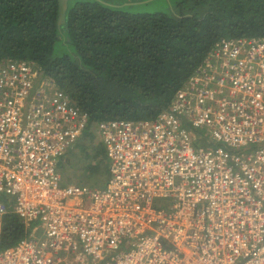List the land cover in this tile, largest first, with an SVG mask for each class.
Wrapping results in <instances>:
<instances>
[{
    "label": "built area",
    "instance_id": "obj_1",
    "mask_svg": "<svg viewBox=\"0 0 264 264\" xmlns=\"http://www.w3.org/2000/svg\"><path fill=\"white\" fill-rule=\"evenodd\" d=\"M88 124L33 63L0 59V244L8 213L29 228L0 264H264V37L218 40L155 119L95 123L103 187L59 167Z\"/></svg>",
    "mask_w": 264,
    "mask_h": 264
},
{
    "label": "trees",
    "instance_id": "obj_2",
    "mask_svg": "<svg viewBox=\"0 0 264 264\" xmlns=\"http://www.w3.org/2000/svg\"><path fill=\"white\" fill-rule=\"evenodd\" d=\"M165 1L149 11L142 0H69L59 24V0H0V59L30 61L88 113L78 144L100 121L155 119L218 40L264 37V0ZM28 232L8 213L0 248Z\"/></svg>",
    "mask_w": 264,
    "mask_h": 264
},
{
    "label": "rangeland",
    "instance_id": "obj_3",
    "mask_svg": "<svg viewBox=\"0 0 264 264\" xmlns=\"http://www.w3.org/2000/svg\"><path fill=\"white\" fill-rule=\"evenodd\" d=\"M149 2L148 4H145ZM142 8L149 11L168 10L165 0H142ZM91 138V140H90ZM81 140V139H80ZM86 143V144H84ZM77 144L70 149L64 160L59 161L65 184H75L80 187H103L105 185L107 171L103 165H98L105 158L106 150L101 142L99 134L92 131L88 140ZM88 145V147H85ZM210 148L218 146L209 143ZM15 207V205H14Z\"/></svg>",
    "mask_w": 264,
    "mask_h": 264
},
{
    "label": "water",
    "instance_id": "obj_4",
    "mask_svg": "<svg viewBox=\"0 0 264 264\" xmlns=\"http://www.w3.org/2000/svg\"><path fill=\"white\" fill-rule=\"evenodd\" d=\"M68 2H69V0H59V16H58V23L59 24L64 23L66 20Z\"/></svg>",
    "mask_w": 264,
    "mask_h": 264
}]
</instances>
